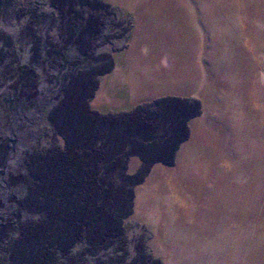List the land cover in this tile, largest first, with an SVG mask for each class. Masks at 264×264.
Returning a JSON list of instances; mask_svg holds the SVG:
<instances>
[{"label":"rangeland","instance_id":"obj_1","mask_svg":"<svg viewBox=\"0 0 264 264\" xmlns=\"http://www.w3.org/2000/svg\"><path fill=\"white\" fill-rule=\"evenodd\" d=\"M149 72L206 98L173 166L116 146ZM0 264H264V0H0Z\"/></svg>","mask_w":264,"mask_h":264},{"label":"crops","instance_id":"obj_2","mask_svg":"<svg viewBox=\"0 0 264 264\" xmlns=\"http://www.w3.org/2000/svg\"><path fill=\"white\" fill-rule=\"evenodd\" d=\"M120 52L123 53L124 51H119L118 54ZM108 58H111V56H108ZM158 65H156L157 68ZM150 73H147L146 77L145 75L138 77L139 79L136 82L134 81V74L129 76L132 99L144 101V105L138 109L139 114L137 116L126 113L131 104H125L121 98L118 99L119 97L112 100V103L121 101L123 106L121 109H114V113H110L116 119L117 129L119 130L116 134V136L119 135V141L116 138V146L119 147V151L123 150V153L131 147L134 148L132 150L136 149L135 152L144 164L173 166L176 164L177 155L183 145L190 140L193 128L192 122L195 121L198 115L200 116L201 100L204 99L206 105V98L202 97L197 88L191 89L188 86L190 84H180L177 89L174 86H163L164 89H167L166 94L162 95V90H159L161 81L149 76ZM154 79H156V83ZM165 96L169 97L165 98ZM151 97H154V103L146 102ZM130 102L131 99L129 102L127 101V103ZM131 116L136 117L138 123L136 126L132 123ZM129 127H132L136 133H130L129 138H127L128 142L125 143L123 141L124 135L128 132L126 130ZM97 141H101V137Z\"/></svg>","mask_w":264,"mask_h":264},{"label":"flooded vegetation","instance_id":"obj_3","mask_svg":"<svg viewBox=\"0 0 264 264\" xmlns=\"http://www.w3.org/2000/svg\"><path fill=\"white\" fill-rule=\"evenodd\" d=\"M81 137V136H80Z\"/></svg>","mask_w":264,"mask_h":264}]
</instances>
